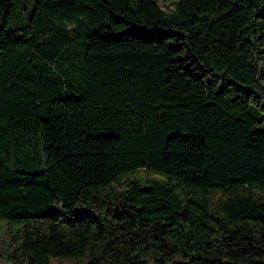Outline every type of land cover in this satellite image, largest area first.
<instances>
[{"label": "trees", "instance_id": "obj_1", "mask_svg": "<svg viewBox=\"0 0 264 264\" xmlns=\"http://www.w3.org/2000/svg\"><path fill=\"white\" fill-rule=\"evenodd\" d=\"M0 0V262L264 264V0Z\"/></svg>", "mask_w": 264, "mask_h": 264}, {"label": "rangeland", "instance_id": "obj_2", "mask_svg": "<svg viewBox=\"0 0 264 264\" xmlns=\"http://www.w3.org/2000/svg\"><path fill=\"white\" fill-rule=\"evenodd\" d=\"M160 6L163 9H168L172 6V0H158ZM32 7V0H16L13 8V14H11L9 27L12 28L14 26H20L25 21V14L23 12V8L30 10ZM51 261L54 263L61 264H71V258H63V257H51ZM0 264H2L0 262Z\"/></svg>", "mask_w": 264, "mask_h": 264}]
</instances>
